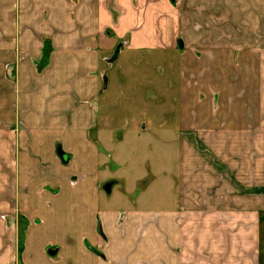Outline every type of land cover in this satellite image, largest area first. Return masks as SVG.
Returning <instances> with one entry per match:
<instances>
[{
    "label": "crops",
    "instance_id": "0c3cea01",
    "mask_svg": "<svg viewBox=\"0 0 264 264\" xmlns=\"http://www.w3.org/2000/svg\"><path fill=\"white\" fill-rule=\"evenodd\" d=\"M0 4V62L17 63L0 97V264H264V0ZM118 45L174 57L178 113L149 122L143 174L117 154L104 196L123 129L95 101Z\"/></svg>",
    "mask_w": 264,
    "mask_h": 264
},
{
    "label": "rangeland",
    "instance_id": "374dc122",
    "mask_svg": "<svg viewBox=\"0 0 264 264\" xmlns=\"http://www.w3.org/2000/svg\"><path fill=\"white\" fill-rule=\"evenodd\" d=\"M115 50H119L116 55L114 51L107 53L108 57L103 65L104 77L101 78L95 101V106L99 105L95 108L98 116L109 118L114 128L123 129L122 132H118V139L109 146L111 158L105 155L106 175L100 173V180L106 178V182L99 187L100 194L104 196L111 192L118 174V171L113 169V160L117 154L131 157L137 172L143 174L145 167L142 163L148 159L146 143L154 145V138L150 132L153 129L150 128L149 122L153 118L160 119L164 116L175 119L178 113V69L174 57L162 52L131 51L122 45H118ZM47 64L46 61L34 63L38 73ZM16 65L17 63L0 62V97L3 89L12 87L11 79H14ZM6 66L9 71L7 70L5 76L3 73ZM141 121L146 122L147 133L141 132ZM110 130V128L106 130L108 135ZM129 149L131 151L133 149L131 155L128 153ZM60 158L66 162L63 155H60ZM111 193H115V190ZM22 225L25 226L26 222L22 221ZM50 250L47 253L51 254Z\"/></svg>",
    "mask_w": 264,
    "mask_h": 264
}]
</instances>
